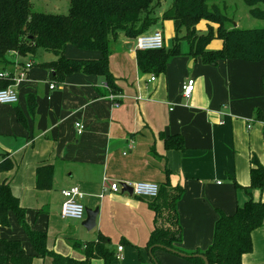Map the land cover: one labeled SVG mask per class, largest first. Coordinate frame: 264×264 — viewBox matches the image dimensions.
I'll return each instance as SVG.
<instances>
[{
  "label": "crops",
  "instance_id": "obj_1",
  "mask_svg": "<svg viewBox=\"0 0 264 264\" xmlns=\"http://www.w3.org/2000/svg\"><path fill=\"white\" fill-rule=\"evenodd\" d=\"M162 29L167 39L173 36V22L166 20ZM127 43L121 38L111 50L115 91L99 75L75 73L57 82L43 65L47 61L39 62L36 55L23 58V66L29 59L34 65L17 88L19 102L0 104V163L5 157L14 162L12 170L0 171V183L10 179L29 224L48 232L49 248L77 260L86 258L85 245L102 234L123 256L112 264H141L140 256L151 261L147 243L155 229L154 199L112 191V182L182 187L177 210L181 246L189 251L209 247L220 210L232 214L250 198L264 201V189L250 187L253 160L264 164V61L210 65L184 49L156 75L141 72L137 52ZM222 44L220 40L210 48ZM76 53L80 59L102 56L79 48ZM189 78L195 80V90L186 98L182 86ZM76 123L84 124L83 132L78 133ZM172 135L183 138V149L167 148ZM45 164L53 166V182L50 189L40 190L36 173ZM72 186L81 189L85 207L99 208L92 230L61 216L62 190ZM10 221L12 226L2 227L1 234L18 237L34 252L13 214ZM252 240L253 251L243 256V264H264V226L252 232ZM155 256L161 264H190L163 248ZM33 264L55 263L47 256ZM92 264L104 261L93 258Z\"/></svg>",
  "mask_w": 264,
  "mask_h": 264
},
{
  "label": "trees",
  "instance_id": "obj_2",
  "mask_svg": "<svg viewBox=\"0 0 264 264\" xmlns=\"http://www.w3.org/2000/svg\"><path fill=\"white\" fill-rule=\"evenodd\" d=\"M217 1L227 0H172L171 5L162 12L163 20L174 22L172 45L165 44L157 50H136L141 72L164 73L171 57L185 54L180 44L182 40L187 41V54L194 59L200 58L205 64L215 65L219 61L233 59L264 61V26L237 27L234 20L221 12ZM243 1L253 17L264 20V0ZM159 5H163L162 0H70L69 11L63 14L34 11L31 0H0V69L13 65L18 55L21 58H34L41 50L56 57L43 63L53 80L64 82L67 76L75 73L99 75L115 91L117 86L109 67L112 44L121 38L133 42L141 34L147 33L157 22ZM201 21L215 23L218 27L214 29L209 25L206 32H200L198 25ZM215 38L222 40L220 49L209 48ZM68 45L99 51L102 56L97 59L69 58L66 56ZM10 84L9 81L0 80V88ZM32 103L30 111L35 115L34 100ZM166 146L183 149L184 140L180 135H172L166 139ZM253 161L255 166L250 170V187L264 189V164L256 159ZM13 168L14 162L10 157H5L0 163V171ZM52 182L53 166L45 164L38 167L36 188L50 189ZM182 194L183 188L172 187L170 182L160 187L159 195L152 204L156 213L155 229L147 248L154 246V255L160 248L156 245L173 248L190 255L171 252L190 264H205L198 255L206 256L210 264H243V256L253 251L252 232L264 226V201L250 198L232 214L220 210L209 247L185 251L181 247L183 229L177 210ZM11 214L25 231L34 252L27 251L21 239L1 234L2 227L10 226ZM26 214L27 208L14 194L10 179L0 183V264H33L36 258L47 256L52 257L55 264H92L93 258L102 259L104 264H112L117 258L111 248V240L102 234L97 241L85 245L84 260L59 254L49 248L48 232L33 228ZM140 262L155 264L152 259L148 262L143 256H140Z\"/></svg>",
  "mask_w": 264,
  "mask_h": 264
},
{
  "label": "built area",
  "instance_id": "obj_3",
  "mask_svg": "<svg viewBox=\"0 0 264 264\" xmlns=\"http://www.w3.org/2000/svg\"><path fill=\"white\" fill-rule=\"evenodd\" d=\"M165 46V37L161 30H154L141 34L134 41L135 50H157ZM19 57L14 61L13 65L8 68L0 69V80L11 82L5 88H0V104H16L19 102L18 86L28 78V72L33 67L32 61H27L23 66V61ZM155 77H152L154 80ZM54 82L50 83V88H55ZM195 90V80L187 79L183 86V95L190 98ZM78 133L83 132L85 126L82 123H76ZM125 186L133 189V194L140 198L154 199L159 195L160 186L153 181H137V182H112L110 188L112 191L118 192ZM64 201L61 208V216L65 219L83 220L86 217V207L81 201L83 193L79 186H72L62 190ZM123 246H119L122 251ZM122 255H117V259H122Z\"/></svg>",
  "mask_w": 264,
  "mask_h": 264
},
{
  "label": "rangeland",
  "instance_id": "obj_4",
  "mask_svg": "<svg viewBox=\"0 0 264 264\" xmlns=\"http://www.w3.org/2000/svg\"><path fill=\"white\" fill-rule=\"evenodd\" d=\"M31 2H32L33 10L38 11V12L66 14V13H68L69 7H70V0H31ZM162 3H163L162 6H160V5L157 6V11H156L157 22L153 26L150 27L148 32H151L154 30H161L163 32V34L165 35V33L162 29V23L165 22L166 20L162 19V12L171 5L172 0H162ZM217 5L223 14L227 15L228 18H230L236 22L237 27H240V28H259V27L264 26V20H260V19L253 17L249 12L248 6L244 3L243 0L217 1ZM167 21L173 22L172 20H167ZM173 24H174V22H173ZM209 25H212L214 29H217V27H218L217 24H215V23H209L206 21H201V23L198 25V30L200 32H206L208 30ZM174 36H175V27H174L173 36L171 34L168 39L165 36L166 44L168 46L172 45ZM220 40L221 39H219V38H215L212 41V43L209 45V48L211 47V45H212V47H215L216 46L215 44L216 43L219 44ZM120 42H121V39L118 40L117 42H114L112 44V47L118 45ZM133 44H134V40H133ZM180 44H181V47L183 49H185L186 51L189 50V47H188L186 40H182L180 42ZM210 49H212V48H210ZM76 50H78L77 47H75L73 45H68V47L66 49V56L69 58H71V57L77 58V59L82 58L78 53H76ZM42 52L43 51H38L37 56L35 57L38 59L39 62L48 61V59L50 58L49 56H51V57L54 56L51 53H45V52L42 53ZM17 58H18V56H16L15 60ZM21 60L23 61V58H21ZM30 60L31 59H29L28 61H30ZM24 62L26 63L27 61L24 60ZM75 221L80 222V226L85 229V227L82 225V222L80 220H75ZM10 226H12L11 222H10ZM19 232L20 233L23 232L22 227L19 230ZM80 239L82 240L83 238L80 236ZM74 242L76 243L78 241H76V240H73V242L71 241L72 244ZM182 249H185V248H182ZM76 250L80 251L79 249H76ZM185 251H189V250L185 249ZM117 260H119V259H117Z\"/></svg>",
  "mask_w": 264,
  "mask_h": 264
},
{
  "label": "water",
  "instance_id": "obj_5",
  "mask_svg": "<svg viewBox=\"0 0 264 264\" xmlns=\"http://www.w3.org/2000/svg\"><path fill=\"white\" fill-rule=\"evenodd\" d=\"M127 46L128 47H133V42H129L127 43ZM193 62H194V59H192L190 65H193ZM123 191H128L130 194H133V189L131 187H128V186H125V188L123 189ZM98 214H99V208H89V207H86V218L83 220L82 222V225L87 229V230H92L94 229L96 226H97V217H98ZM157 247H160V248H165L166 250L170 251V252H175V253H178L182 256H190L188 254H185L183 252H179L173 248H170V247H165L163 245H156ZM153 248L154 246L150 247L149 249V255L151 257V259L154 261L155 264H160L159 261L157 260L156 256L153 254ZM200 257H202L205 261V264H210L208 258L204 255H198Z\"/></svg>",
  "mask_w": 264,
  "mask_h": 264
}]
</instances>
